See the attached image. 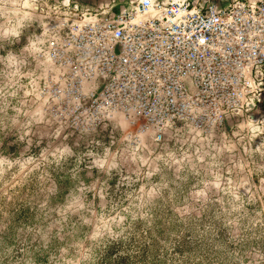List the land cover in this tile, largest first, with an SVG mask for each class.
Wrapping results in <instances>:
<instances>
[{
    "label": "rangeland",
    "instance_id": "374dc122",
    "mask_svg": "<svg viewBox=\"0 0 264 264\" xmlns=\"http://www.w3.org/2000/svg\"><path fill=\"white\" fill-rule=\"evenodd\" d=\"M177 1L252 6L242 38L264 49V0ZM118 13L151 14L138 0H0V264H264L256 65L195 114H150L141 85L113 101L76 36Z\"/></svg>",
    "mask_w": 264,
    "mask_h": 264
},
{
    "label": "built area",
    "instance_id": "2783aa9c",
    "mask_svg": "<svg viewBox=\"0 0 264 264\" xmlns=\"http://www.w3.org/2000/svg\"><path fill=\"white\" fill-rule=\"evenodd\" d=\"M138 6L152 15L146 13L139 23L124 13L100 22L95 16L86 17L87 28L83 26V33L76 36L89 46V68L94 65V73L108 79L107 91L115 93L111 100L126 103L134 98L128 92L141 85L140 103L149 106L150 114L164 118L195 114L207 102L214 105L221 100L224 93L234 95L254 65L255 78L264 83V49L242 38L243 24L255 19L246 16L248 10L254 12L252 6L246 10L242 5L199 6L198 1L177 0L169 6L138 0ZM260 11L258 20H264V2Z\"/></svg>",
    "mask_w": 264,
    "mask_h": 264
},
{
    "label": "snow or ice",
    "instance_id": "6c2138e0",
    "mask_svg": "<svg viewBox=\"0 0 264 264\" xmlns=\"http://www.w3.org/2000/svg\"><path fill=\"white\" fill-rule=\"evenodd\" d=\"M14 35V34H13ZM19 42L20 44H24L25 43V39L23 36L19 37ZM5 46H7V37H5ZM20 45L18 44L17 47H19Z\"/></svg>",
    "mask_w": 264,
    "mask_h": 264
},
{
    "label": "clouds",
    "instance_id": "9594fccd",
    "mask_svg": "<svg viewBox=\"0 0 264 264\" xmlns=\"http://www.w3.org/2000/svg\"><path fill=\"white\" fill-rule=\"evenodd\" d=\"M16 35V34H14ZM17 39L19 40V37L17 36ZM27 52V47L26 46H22L20 49V54H25Z\"/></svg>",
    "mask_w": 264,
    "mask_h": 264
},
{
    "label": "bare ground",
    "instance_id": "6f19581e",
    "mask_svg": "<svg viewBox=\"0 0 264 264\" xmlns=\"http://www.w3.org/2000/svg\"><path fill=\"white\" fill-rule=\"evenodd\" d=\"M141 14V13H140ZM141 17V16H140Z\"/></svg>",
    "mask_w": 264,
    "mask_h": 264
}]
</instances>
